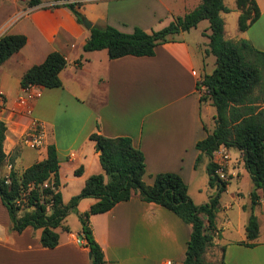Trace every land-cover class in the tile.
<instances>
[{
  "label": "crops",
  "instance_id": "1",
  "mask_svg": "<svg viewBox=\"0 0 264 264\" xmlns=\"http://www.w3.org/2000/svg\"><path fill=\"white\" fill-rule=\"evenodd\" d=\"M200 1L41 0L30 6L28 0H0V36H26L25 45L0 64V120L6 125V161L1 174H8L9 166L21 172L46 156L47 144H54L59 159V190L63 203H67L62 186L79 184L71 192L72 197L90 175L103 173L99 154L89 139L97 131L106 137L131 138L133 146L144 155L146 184H152L159 172H174L186 183L194 203L208 202L214 191L209 187L205 164L195 168L194 163L196 142L212 131L203 120V106L209 110L212 105L201 102L197 88L200 76L215 67L214 59V67L207 70V60L212 55L206 51L209 23L203 29L206 42L199 57L184 38L188 32L184 31L157 45L152 56L110 59L106 49L83 50L89 29L63 5L76 3L92 25H111L130 33L134 27L147 32L159 30ZM255 1L260 10L257 20L247 29L238 30L235 37L224 35L233 41L248 40L264 52V0ZM51 51L60 52L67 60L59 73L61 86H40L41 96L33 102L32 115H23L17 108L21 77ZM32 118L39 120L45 131V144L38 149L23 144ZM231 149L234 148H228L234 176L230 181L237 178L239 182L244 162L237 149L238 157L233 159ZM77 169L81 170L79 174L75 173ZM228 185L219 197L215 222L220 235L214 238L213 253L220 259L224 247L225 264H264V197L254 208L258 235L250 241L252 246L245 245L251 189L246 195L248 200L241 203L244 195L239 190L229 193L228 200L224 198ZM258 193L261 195V190ZM94 202V197L82 198L76 210L84 212ZM89 221L104 255L103 264L183 263L191 226L169 209L145 202L137 194L117 202L108 211L92 214ZM61 230L64 232L59 234L55 247H43L40 228L28 226L21 232L12 229L9 212L0 197V264H91L89 249L79 236L81 225L75 230Z\"/></svg>",
  "mask_w": 264,
  "mask_h": 264
},
{
  "label": "trees",
  "instance_id": "2",
  "mask_svg": "<svg viewBox=\"0 0 264 264\" xmlns=\"http://www.w3.org/2000/svg\"><path fill=\"white\" fill-rule=\"evenodd\" d=\"M41 0H28V5H37ZM238 15V30L243 31L260 15L255 0H235ZM77 21L83 24L86 18L74 2H64ZM224 0H201L184 15L175 17L167 26L147 32L134 27L125 33L111 25H92L89 37L83 44L84 51L106 49L108 57L115 59L125 55L152 56L155 47L173 40L184 31L195 28L202 20L209 25L207 53L215 57V67L209 74H203L197 81L201 102H210L215 108V128L196 142L198 154L194 167L205 164L210 187H215L208 202L196 204L189 197L187 185L174 172H159L152 184L143 180L145 174L144 155L135 148L128 136L106 137L95 131L89 135L99 154L103 173L90 175L80 192L63 203L59 179V159L54 144L46 145V156L21 172L11 169L9 182L1 174L6 161L3 149L6 125L0 120V197L7 208L12 229L21 232L26 227L40 228V243L53 248L59 243L61 227L68 210L75 208L80 199L94 197L88 210L78 212L81 223L80 238L90 252L91 264L105 262L101 247L93 236L89 218L92 214L111 209L117 202L130 199L134 194L145 201L161 205L178 215L191 226V234L182 264H225L224 247L218 262L206 259L207 250L214 245V238L220 235L215 217L219 209V197L226 190L229 181L214 176L215 164L212 153L220 146L239 150L247 168L253 187L249 193V217L245 225L247 241L258 235V220L254 208L264 197V52L256 49L250 41H233L224 35V21L221 12H229ZM26 43L23 34L0 36V64L19 51ZM66 58L57 51L49 52L44 60L29 67L21 77V87L38 85L53 88L61 86L60 71L66 66ZM77 63H80L77 61ZM80 169L75 170L76 174ZM49 186L44 187L45 182ZM53 186V188H52ZM261 190V195L258 191ZM29 208V210H27ZM23 211L22 215L19 212Z\"/></svg>",
  "mask_w": 264,
  "mask_h": 264
},
{
  "label": "rangeland",
  "instance_id": "3",
  "mask_svg": "<svg viewBox=\"0 0 264 264\" xmlns=\"http://www.w3.org/2000/svg\"><path fill=\"white\" fill-rule=\"evenodd\" d=\"M224 3L230 9L229 12H221V17L223 18V21H224V33H226V35L229 37H235V35L238 32L237 5H236L235 0H224ZM186 9L188 10L190 8H186ZM207 25H208V21L202 20L196 28H192L190 31L184 33V38L191 45V48L193 50L195 57H199L201 55L202 48L205 49L203 44L206 42V38L203 35L204 33L203 29ZM210 58L211 59L207 60V63H208L207 70L208 71H211L212 67H214L215 58L212 55ZM263 73H264V70H263ZM214 116H215V108L213 106H209V110H205V107L203 106V120L206 126L210 130H213L215 128ZM40 152L44 153V150L41 149ZM231 155L233 159L238 157L237 151L234 149H231ZM239 161L240 160H238V162ZM240 170L242 172L241 179L239 180V182H237V178H234L233 180H231L228 185V193H224L223 196L226 200H228L229 193L236 192L237 190H239V192H242L244 195V199H242L241 203H245L248 200L246 195L249 192V190L252 189L253 184L251 181L250 174L247 168L245 167V165H243V163H241ZM78 187H79V184L75 182H69L68 187L62 186L61 191L64 196V200L67 203L69 202L71 198L70 196L71 192L77 189ZM210 188H212L213 191H215L214 190L215 187H210ZM191 192L193 193V190H191ZM67 203H64V204H67ZM63 223L66 224L72 230L80 228L81 223L79 221L78 211L76 210V207L68 210L67 214L65 215ZM55 231H57L59 234L64 232L61 230V227L56 228ZM213 252H214V248L211 246L206 252V259L209 261L218 262L220 255L215 254Z\"/></svg>",
  "mask_w": 264,
  "mask_h": 264
},
{
  "label": "built area",
  "instance_id": "4",
  "mask_svg": "<svg viewBox=\"0 0 264 264\" xmlns=\"http://www.w3.org/2000/svg\"><path fill=\"white\" fill-rule=\"evenodd\" d=\"M41 96V89L38 85H28L22 87L21 93L17 99V108L23 115L31 116L33 111V102ZM44 126L43 124L32 118L29 126V131L23 137V144L32 149H38L45 144L44 141ZM212 162L215 164L214 176L224 181H230L234 176L231 172L230 162L231 156L229 150L224 145H220L213 153L211 157ZM11 170V166H9ZM6 182H9L8 174L5 175ZM44 187L49 186V182L43 184ZM53 188V186H52ZM85 244V240L81 239ZM167 264H172L171 261H167Z\"/></svg>",
  "mask_w": 264,
  "mask_h": 264
},
{
  "label": "water",
  "instance_id": "5",
  "mask_svg": "<svg viewBox=\"0 0 264 264\" xmlns=\"http://www.w3.org/2000/svg\"><path fill=\"white\" fill-rule=\"evenodd\" d=\"M83 25L87 28L90 29L92 27L91 21H89L87 18L83 19ZM89 257H90V252H89Z\"/></svg>",
  "mask_w": 264,
  "mask_h": 264
}]
</instances>
